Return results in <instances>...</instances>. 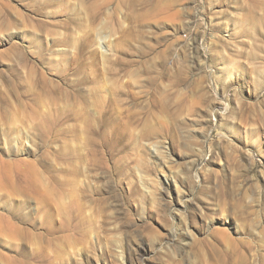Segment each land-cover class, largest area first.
<instances>
[{
    "label": "rangeland",
    "instance_id": "obj_1",
    "mask_svg": "<svg viewBox=\"0 0 264 264\" xmlns=\"http://www.w3.org/2000/svg\"><path fill=\"white\" fill-rule=\"evenodd\" d=\"M0 264H264V0H0Z\"/></svg>",
    "mask_w": 264,
    "mask_h": 264
},
{
    "label": "bare ground",
    "instance_id": "obj_2",
    "mask_svg": "<svg viewBox=\"0 0 264 264\" xmlns=\"http://www.w3.org/2000/svg\"><path fill=\"white\" fill-rule=\"evenodd\" d=\"M176 181V180H175ZM177 183V182H176ZM175 184V183H174Z\"/></svg>",
    "mask_w": 264,
    "mask_h": 264
}]
</instances>
